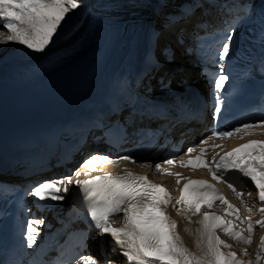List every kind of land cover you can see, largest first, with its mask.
<instances>
[{"label": "snow or ice", "instance_id": "snow-or-ice-1", "mask_svg": "<svg viewBox=\"0 0 264 264\" xmlns=\"http://www.w3.org/2000/svg\"><path fill=\"white\" fill-rule=\"evenodd\" d=\"M80 7L79 0H0V23L7 29L8 35L0 38V44L16 42L30 51L43 52L52 42L59 26L66 19L67 15ZM227 41H231L233 36L227 33ZM225 42L218 52L220 60H224L230 53V43ZM229 77L223 74V71L215 78V88L221 89L225 86V81ZM222 101L219 96L215 98V113L220 112ZM256 123H264V119ZM240 127H252V123H244ZM240 127L232 131H220L213 128L211 135L200 141L201 145L207 143V140L216 136H228L232 132L239 131ZM193 148H188L187 152H193ZM238 151V150H237ZM201 154L204 148H200ZM259 157L257 158H249ZM107 160L109 157L92 155L85 160L86 164H93L97 160ZM121 160H132L130 156H121ZM197 159H200L198 156ZM181 164L186 161L181 160ZM165 164H172V159L164 161ZM161 169V165H155ZM231 170H236L243 177L250 178L255 185L257 198L261 202L259 212L261 218L253 222L251 219L243 218L239 211L221 196L214 186L205 180L189 181V183L199 185L191 189L186 195L184 189H181L180 199L176 201L184 209V215H195L202 202L211 205L214 201H220L227 205L225 211L234 215L236 220L244 223L247 220L248 235L243 234V230L236 231L230 220H222L215 214L203 213L204 219L199 223L202 235L207 236L206 247L203 249V255L198 257L188 251L180 241L179 235L175 232L176 222L166 214V207L171 202L170 193L160 184L153 183L146 176L138 175L129 170L124 173L113 175L105 173L103 176L92 177L91 179L73 181L72 175L58 180H45L38 183L32 189V195L38 198L37 202L50 200H63L61 192H67L69 184L78 185L80 191L85 194V199L94 197L98 201L89 206L88 212L94 221V227L99 230L101 237L104 234H110L116 244L122 246L124 251L122 255L127 258L129 264H244L239 260L234 252H222L220 246L230 247L219 237L214 236L213 230L222 229L225 233L234 239H239L245 243H251L253 230L256 226L264 228V152L245 153L241 156H235L234 153H227L216 161V166L210 168L214 178L228 179L227 174ZM170 175H178L169 173ZM76 177L81 172L73 173ZM87 176V173H84ZM179 182V181H177ZM61 185H64L61 188ZM237 198H241V192L232 183L228 184ZM188 187L185 184L184 188ZM242 187V185H241ZM249 196L252 193H248ZM244 201L242 200V203ZM251 211V208H249ZM123 213L124 223L121 227L115 228L107 223L114 215ZM210 219V223H207ZM40 221H29L27 228V243L31 247L35 240V229L33 224ZM200 241H197V247ZM246 253V250H245ZM264 254V236L261 237L259 251L256 254V262ZM82 264H97V261L89 256L82 258ZM248 264H253L248 261Z\"/></svg>", "mask_w": 264, "mask_h": 264}, {"label": "bare ground", "instance_id": "bare-ground-1", "mask_svg": "<svg viewBox=\"0 0 264 264\" xmlns=\"http://www.w3.org/2000/svg\"><path fill=\"white\" fill-rule=\"evenodd\" d=\"M180 1L181 0H136V3L141 5V8L139 9L140 12L131 13L132 9L127 8V12L122 13L123 18L119 23L111 24L108 21H104L97 34L94 35L85 46L62 58L63 65L74 63V71L61 76L59 79L50 80L45 87V91L40 89L37 90L36 93L31 92L28 95H17L14 93L3 94L1 98H15L18 100L17 107L29 105V110L32 111L34 109V112L35 108L37 112H41L43 104L45 102L50 103L49 101L53 100L51 108H53L56 113H60L63 111L64 105L67 102L68 104L66 106L78 101L77 98L79 96H75L76 93L74 91L71 92V88L85 80L90 72L98 71L99 73H108L111 71L110 67L113 62L121 57H129L130 59L136 60L138 56L147 50L151 52L156 48L157 50L168 48L170 50L173 49L174 57L173 60H168L166 66L170 69H175L177 67L182 69L180 70L181 73L175 79V82L186 81L188 83H193L195 81L197 92L202 96V98L197 99V102L198 105L203 106V101L200 100L205 99L202 90L203 81H201V77L197 75V71L194 68L189 67L188 63L181 59L179 48L174 46L170 40L174 35L172 31L179 32L180 35L185 36L186 31L191 29L192 25L199 19H197L195 15H187L189 12L188 10L178 7ZM79 3L80 7L67 15L66 19L62 22L55 33L52 42L43 52L30 51L26 46H22L16 42L0 44V77L2 74H5L10 70L21 68L29 64L45 62V56L60 47L66 46L69 41L75 38L87 25L89 18L87 4L83 3L81 0H79ZM159 8L161 9L159 10ZM173 20L182 23H179L176 26L168 23L173 22ZM5 30L6 32H4ZM156 32L159 34V43H154L153 40V34ZM8 34L7 29L3 28L2 23H0V38L6 37ZM109 48L112 51V56L109 61L102 64V54L106 49L109 50ZM5 56H7V59H4ZM163 57H166V55H163ZM57 86H59L60 89ZM89 86L94 87L92 84ZM57 88L58 90L56 91ZM52 91H55V93L50 96ZM205 121L206 117L201 118L200 122L195 120L194 122L187 124L183 130L191 128L189 135L190 137L194 136L196 138L197 133L201 131V127L204 126ZM185 140L188 141L190 138H187L186 136ZM236 143L237 141H231L229 145H234ZM90 146H92V143L87 137L84 143H82V146L79 147V151L73 155V162L77 160L79 153L83 152L86 154L87 152H91L92 148ZM92 155H96L95 151L91 152L87 159ZM151 159V157L141 160L138 159V162L133 164L123 162L107 163L99 159L93 164H86L85 159L79 164V167L77 166L73 171V173L79 171L81 172V175L76 177L72 174V179L73 181L76 179L86 180L94 175H100L103 173L122 175L127 169L138 175L146 176L150 181L162 180L163 178L152 169L150 161H146ZM84 173H87L88 175L85 176ZM166 180H168V178ZM71 186H75V184L67 185L68 190ZM63 187L64 185L62 188ZM167 191L170 193L172 200L166 207V214L176 222L175 232L179 235L183 246L196 256L200 257L203 255V249L206 247L207 242V236L202 235L200 231L202 225L199 221L204 219L202 215L203 213H209L210 215L215 214L220 216L222 220H230L236 231L243 230V234L245 236L248 235L247 220H245L244 223L236 220L234 215H230L225 211L226 207L219 209L208 204L205 207L198 209L195 215H188L186 217L183 214L184 212L177 207V199L171 189L170 183L167 184ZM61 195L64 196V199L60 201H66L68 193H61ZM233 206L239 211V214L243 218L251 219L253 222L261 218V213L259 212L261 202L257 200L255 193L251 196H246L244 204L235 203ZM249 208H251V211H249ZM206 222L210 223L211 221L209 219ZM112 223L113 226L118 228L121 227L124 223V216L119 217ZM213 234L226 244L230 245V247L227 248L221 245L220 250L222 252H234L238 259H241L240 254L238 255L239 250L237 245H234L232 239L228 240L222 238L221 234L228 235L227 233L220 228H216L213 230ZM262 236H264V228L256 226L252 233V244L250 246L251 249H253V247L256 248L251 252L254 255H248V257L247 255L245 256L248 258V261H252L251 259L253 257L256 258ZM109 239V234H104L103 237L98 235L95 238L94 243L97 244V249H93V252L97 255L98 259L102 264H128L129 262L127 258L122 255L124 248L116 243H110ZM198 240L200 241L199 247H197ZM233 240L239 239L233 238ZM239 241L243 242L241 240ZM100 244L103 246V251H99L98 247ZM262 258H264V254H262ZM262 258L261 261L262 264H264V259ZM248 261L245 260L243 262L244 264H248ZM253 264H257L256 261Z\"/></svg>", "mask_w": 264, "mask_h": 264}, {"label": "rangeland", "instance_id": "rangeland-1", "mask_svg": "<svg viewBox=\"0 0 264 264\" xmlns=\"http://www.w3.org/2000/svg\"><path fill=\"white\" fill-rule=\"evenodd\" d=\"M3 30H4V29H3ZM3 30H2V31H3ZM4 32H6V30H5ZM2 47H3V46H2ZM4 59H7V56H5ZM203 93L205 94V98L207 99V96H206L207 92L205 91V87H203ZM80 158H81L80 156L77 158L76 163L80 161ZM221 236H222L223 239H228V240H229V238L225 237L224 235L221 234ZM251 244H252V242H251V243H242V242H239V241L235 240L234 245H237V248H238V250H239V251H238V255L240 254V258H241L240 260H241V261H245V260L248 261V258L245 257L246 255H247V257H248V255H250V256L254 255V254L251 253V252H252V250H253L254 248H256V247H253V249H251V248H250ZM249 249H250V250H249ZM245 250H246V253H245ZM247 253H248V254H247ZM262 259H264V258H262ZM251 260H252V262L254 263V262L256 261V258L253 257ZM256 263H257V262H256ZM259 264H262V261H261V260L259 261Z\"/></svg>", "mask_w": 264, "mask_h": 264}]
</instances>
